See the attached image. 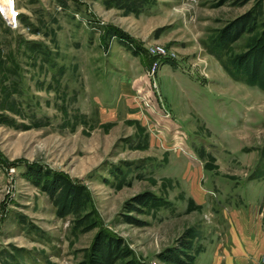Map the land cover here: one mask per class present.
<instances>
[{"label": "rangeland", "instance_id": "1", "mask_svg": "<svg viewBox=\"0 0 264 264\" xmlns=\"http://www.w3.org/2000/svg\"><path fill=\"white\" fill-rule=\"evenodd\" d=\"M18 6L0 264H264V0Z\"/></svg>", "mask_w": 264, "mask_h": 264}, {"label": "built area", "instance_id": "2", "mask_svg": "<svg viewBox=\"0 0 264 264\" xmlns=\"http://www.w3.org/2000/svg\"><path fill=\"white\" fill-rule=\"evenodd\" d=\"M0 17L8 27L17 29L21 24V10L18 6V0H0ZM156 70L157 66L154 65L149 70L151 76L155 75Z\"/></svg>", "mask_w": 264, "mask_h": 264}, {"label": "trees", "instance_id": "3", "mask_svg": "<svg viewBox=\"0 0 264 264\" xmlns=\"http://www.w3.org/2000/svg\"><path fill=\"white\" fill-rule=\"evenodd\" d=\"M264 56V55H263ZM261 64H262V62L260 61V63H259V65L257 64V68L252 72V70L250 69V70H248V72L249 73H251V76L252 77H255V79L257 78L258 79V77H259V71H260V67H261ZM228 72H230L229 70H227ZM233 75V74H232ZM235 78L234 79H236V80H239V81H245L243 78H239V77H237V76H234ZM252 84V83H251Z\"/></svg>", "mask_w": 264, "mask_h": 264}]
</instances>
